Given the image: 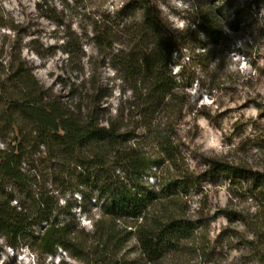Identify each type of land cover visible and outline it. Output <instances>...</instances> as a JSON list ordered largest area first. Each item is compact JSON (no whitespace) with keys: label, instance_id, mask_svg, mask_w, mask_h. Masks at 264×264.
Masks as SVG:
<instances>
[{"label":"rangeland","instance_id":"374dc122","mask_svg":"<svg viewBox=\"0 0 264 264\" xmlns=\"http://www.w3.org/2000/svg\"><path fill=\"white\" fill-rule=\"evenodd\" d=\"M125 1L0 0V82L6 81L11 66L22 62L48 94L58 95L75 111L125 117L123 124L140 135L142 105L133 99L129 84L114 76L107 60L110 52H96L90 33L97 17L112 18ZM147 1L168 27L184 36L188 47L172 66V99L155 117L173 131L179 169L201 176L170 208L196 228L160 262L146 261L134 239L119 259L122 264H264V0ZM210 8L225 35L216 46L197 32L202 13ZM119 43L111 51L122 49ZM145 149L155 148L148 143ZM211 161L243 168L260 178L261 186L224 172L204 176ZM155 173L158 178L170 175ZM73 191L58 192L59 207L68 201L75 220L91 231L88 204ZM81 205L86 212L80 211ZM92 213L96 219L98 211ZM63 217L61 209L57 218ZM59 254L43 264H77ZM0 264L42 263L26 247L12 249L0 239Z\"/></svg>","mask_w":264,"mask_h":264},{"label":"trees","instance_id":"16d2710c","mask_svg":"<svg viewBox=\"0 0 264 264\" xmlns=\"http://www.w3.org/2000/svg\"><path fill=\"white\" fill-rule=\"evenodd\" d=\"M110 16L95 19L93 45L96 52H110L114 76L128 83L133 99L141 103L140 135L123 124L125 117L75 111L58 95L48 94L22 62L0 82V239L12 249L36 253L38 263L61 251L77 264H122L119 256L133 239L141 256L157 263L185 244L196 228L170 208L201 176L179 169L173 131L155 117L172 99V66L188 48L185 38L147 0L125 1ZM201 16L197 32L212 46L221 44L225 35L216 12L210 8ZM117 42L122 49L111 51ZM148 143L152 152L145 149ZM154 170L170 175L161 179ZM222 172L261 183L243 168L215 161L203 175ZM69 189L87 202L91 231L75 220L68 201L59 207L58 192ZM260 194L264 205V189ZM61 209L65 217L58 219ZM80 211L86 212L85 207Z\"/></svg>","mask_w":264,"mask_h":264}]
</instances>
